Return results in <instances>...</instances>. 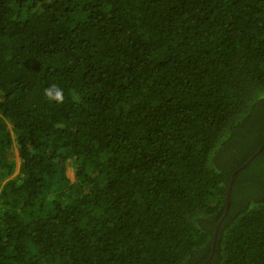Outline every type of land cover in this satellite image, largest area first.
Wrapping results in <instances>:
<instances>
[{"label": "trees", "instance_id": "obj_1", "mask_svg": "<svg viewBox=\"0 0 264 264\" xmlns=\"http://www.w3.org/2000/svg\"><path fill=\"white\" fill-rule=\"evenodd\" d=\"M0 188V264H264V0H0Z\"/></svg>", "mask_w": 264, "mask_h": 264}, {"label": "rangeland", "instance_id": "obj_2", "mask_svg": "<svg viewBox=\"0 0 264 264\" xmlns=\"http://www.w3.org/2000/svg\"><path fill=\"white\" fill-rule=\"evenodd\" d=\"M12 157L14 158V162L16 164L14 168V172L8 178L4 179L2 181L3 183H5L8 179L15 177L19 173V170H20L21 160H20L17 145L15 142L13 144ZM66 174L70 178L71 181L75 180V169H74L73 164H71V159H69L68 162L66 163Z\"/></svg>", "mask_w": 264, "mask_h": 264}, {"label": "clouds", "instance_id": "obj_3", "mask_svg": "<svg viewBox=\"0 0 264 264\" xmlns=\"http://www.w3.org/2000/svg\"><path fill=\"white\" fill-rule=\"evenodd\" d=\"M44 96L47 98V100L49 102H53L54 101V102H56L58 104H62L64 102V99H65L63 89L58 87L55 84H53V85H51V86H49V87L44 89ZM252 156L255 157L254 154ZM238 168H240V167H238Z\"/></svg>", "mask_w": 264, "mask_h": 264}, {"label": "water", "instance_id": "obj_4", "mask_svg": "<svg viewBox=\"0 0 264 264\" xmlns=\"http://www.w3.org/2000/svg\"><path fill=\"white\" fill-rule=\"evenodd\" d=\"M252 158H253V156H252L250 159H252ZM250 159H249L247 162H245V163L241 166V168H242L243 166H246V165L249 163ZM239 169H240V168H238L237 170H234L233 175L231 176V179H230V181H229V183H228V186H227V191H226V208H225L224 216L227 214V211H228V208H229V205H230V198H231L232 186H233V181H234V174H235ZM222 220H223V218L217 223V225H216V227H215L214 241H213V251H214V248H215L216 238H217L218 230H219V227H220V224H221ZM213 251H212V254L210 255V258H209V259L212 258V256H213ZM209 259H208V261H209Z\"/></svg>", "mask_w": 264, "mask_h": 264}, {"label": "bare ground", "instance_id": "obj_5", "mask_svg": "<svg viewBox=\"0 0 264 264\" xmlns=\"http://www.w3.org/2000/svg\"><path fill=\"white\" fill-rule=\"evenodd\" d=\"M21 168V167H20Z\"/></svg>", "mask_w": 264, "mask_h": 264}]
</instances>
